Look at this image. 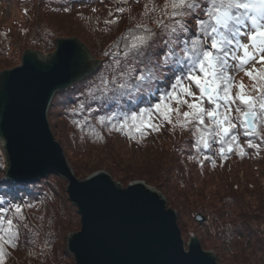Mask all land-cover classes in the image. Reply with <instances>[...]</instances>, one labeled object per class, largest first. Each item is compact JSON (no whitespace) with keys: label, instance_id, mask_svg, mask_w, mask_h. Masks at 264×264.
Instances as JSON below:
<instances>
[{"label":"trees","instance_id":"obj_1","mask_svg":"<svg viewBox=\"0 0 264 264\" xmlns=\"http://www.w3.org/2000/svg\"><path fill=\"white\" fill-rule=\"evenodd\" d=\"M110 1L38 0V6L40 8L45 7L46 12L52 14L54 17L69 18V21L73 22L72 20L80 15L85 18L95 15L111 16L109 13L111 8ZM129 1L131 3L132 0ZM152 2L158 8L165 4V0H152ZM146 3L149 7L152 6L150 0H134L131 5L133 15L129 16L125 11H122L123 13H119V15L116 14L118 15L116 17V19L118 18L117 21H112V24L119 22L117 24L118 29L114 30L115 32L110 30L98 42L97 40L90 41V43L88 41L86 43L83 42L91 56L99 62L98 67L83 80L54 96L47 112V120L52 134L61 144L64 154L67 156L68 150L77 153V150H80V142L83 140L102 143V141L97 140L94 133H91L89 125L95 127L96 131L104 137V140L109 139L112 144L109 143L110 145L102 147L105 153L103 157L93 155L96 151L91 149L88 156H93L87 160L89 164L84 161L74 163L68 158L70 168L75 177L82 180L97 170H103L108 175L110 174L113 180L123 188L131 182H144L146 185L162 193L167 200V206L177 211L176 222L181 228H183L181 223L184 213H182L180 203L182 200H188L187 196L194 197L197 201L196 208H201L198 211L207 212L209 216L208 220L219 227H224L222 230L217 231L218 227L213 225L216 231L212 235L206 224L199 225L198 228L200 227L201 230H196V232L200 235L198 236L201 246L205 247V242L207 241L205 237H208L215 245L214 238L217 243L214 249L223 250L226 246L242 247V252L249 259L253 258L255 252L261 250V247L259 246L258 250H254L251 254L248 253V250L251 249V245H254L253 240L259 234L247 222L249 218H252L251 213L243 212L244 205L248 203L244 200L240 201L237 198L239 193L232 189V179L229 180L224 175V165L228 160H235L236 164L237 162L246 163L251 160L255 163V161H258L260 154L264 156V126L258 125L261 135L249 137L243 136L242 130L239 128L233 131V134L238 136L240 147L244 150L245 154L243 156L238 154V149L235 146H233V152L227 153V145H225L227 156L226 159H221L217 154V150L221 145L215 143L212 150L200 149L199 153H197V150L193 147L195 138L191 134L192 129L189 128L183 131L179 127L174 129L171 124L164 122L153 108V105L159 102V96L170 90V80L174 81L175 76L183 74V66L181 64L169 65L171 71H167V76L170 77V80H155L151 84L146 83L145 88L147 90L136 93L134 98L130 99L128 96L120 97L118 104L115 101H90L89 105L94 110L91 113L85 111L73 114L69 111L79 101L84 99L83 93L86 92L89 83L95 80L98 74L104 70L105 64L109 62L110 58L105 57L103 52L109 50V46L114 45V42L118 41L121 35L126 34L128 29L132 28L135 23L144 20ZM200 3L201 8L207 6V0H200ZM116 9L117 4L114 7V11ZM150 15L163 18L160 11L150 13ZM95 19L96 17L92 18L88 23L93 31L97 32L99 29L97 28L98 25ZM197 19H207V17L197 10L196 13L192 14L191 18H187L186 23L189 27V32L186 34L181 33L179 35L180 41L190 39L196 34ZM144 22L154 32L160 34L154 53L158 58L159 54L166 51V49L162 48V45L168 37L151 20H144ZM165 22L168 23V20H165ZM105 26L108 27V25ZM86 30H90L88 25H86ZM54 41L55 39L51 41V47H47L48 44H42L36 51L42 55L51 54L55 49ZM28 43H30V40H28ZM122 46L121 44V48ZM180 47H182V44L177 46V52H179ZM111 50L116 51L117 49L113 46ZM237 71L240 70H234L233 73L236 74ZM257 85L259 84L257 83ZM248 91H252V87ZM173 107H175L174 104ZM140 109H150L152 111V122L162 126L159 131L153 132L147 130L143 139L137 134V139L140 140L139 144L129 140L125 135L119 133L110 134L95 119V117L106 116L113 112L131 114V112L139 111ZM183 110H187L186 106L182 108ZM86 116L89 119L80 128L72 124L73 119L83 120ZM163 134L169 136L167 141L161 145H157L156 143H153L156 146L151 145L152 140L153 142L156 141ZM249 140L257 146L248 147L247 142ZM205 156H209L211 159L204 160ZM95 157H99L98 160L100 161H96ZM80 160L79 158L77 159V161ZM213 161H215L214 164ZM4 169V158L0 152V202H3L5 207L11 204L27 205L29 203L35 206L23 208L26 223L31 232L23 230L18 247L16 249H6L7 256L4 264H73V257L66 251V236L77 231L80 228V222L76 208L67 200V195L64 191L65 182L54 175L27 183L12 182L5 177ZM209 174L215 175L219 179V182L214 183L210 179L203 181V178ZM207 198L210 200L209 208L206 206L202 207V203ZM234 207L239 210L238 213L242 216L230 228L231 221H228L231 216L229 212L235 210ZM216 211H219V213L216 214ZM7 215H11V212H8ZM257 215L259 218L263 217L262 219L264 220L263 209H259ZM259 230L262 234L263 230ZM262 236L264 238L263 234ZM259 242L262 243L264 241L259 240ZM256 263L263 264L264 262L258 259Z\"/></svg>","mask_w":264,"mask_h":264},{"label":"snow or ice","instance_id":"obj_2","mask_svg":"<svg viewBox=\"0 0 264 264\" xmlns=\"http://www.w3.org/2000/svg\"><path fill=\"white\" fill-rule=\"evenodd\" d=\"M150 3L151 7L145 5L144 20H151L167 35L162 45L166 51L158 58L154 55L160 34L144 20L138 21L103 52L110 58L109 62L89 83L83 93L84 99L69 111L73 114L91 113L94 110L89 105L90 101H115L118 104L120 97L134 98L136 93L147 90L146 83L170 80L167 76V71H171L169 65L181 64L183 74L175 76L174 81L170 80V90L161 94L159 102L153 105L155 112L174 129L179 127L183 131L191 128L197 153L200 149L212 150L215 143L221 145L217 150L221 159H226L227 153L233 152V146L243 156L244 150L233 131L239 128L243 136L249 137L261 135L258 125L264 126V69L245 70L250 61L264 64V0H207L205 8H201L200 0H165L160 8L152 0ZM197 10L207 19H197L196 34L180 41L179 35L189 32L186 19ZM157 11L163 18L150 15ZM242 37H246L248 42H242ZM181 44L177 52L176 48ZM113 46L116 51L111 50ZM257 54L259 61H256ZM234 70H244V75L254 81L251 93L246 91L243 83L233 84L230 73ZM185 106L187 110L182 111ZM88 119L87 116L83 120L73 119L72 124L80 128ZM95 119L110 134L125 135L137 144L140 143L137 134L143 139L147 130L159 131L162 126L152 122L150 109H140L131 114L113 112ZM89 127L97 140H104L95 127ZM247 143L250 148L257 146L251 140ZM210 159L209 156L204 157V160ZM24 207L35 206L29 203L5 207L0 202V264H4L7 248L18 247L23 230L31 232ZM8 212L11 215H7Z\"/></svg>","mask_w":264,"mask_h":264},{"label":"water","instance_id":"obj_3","mask_svg":"<svg viewBox=\"0 0 264 264\" xmlns=\"http://www.w3.org/2000/svg\"><path fill=\"white\" fill-rule=\"evenodd\" d=\"M49 55L26 50L20 64L0 72V152L5 177L27 183L54 175L66 182L80 228L66 238L74 264H216L198 239L185 244L176 212L154 188H125L106 172L77 179L51 133L47 112L54 96L91 74L99 62L74 38H59ZM144 193H148L145 195ZM197 223L204 217L197 215Z\"/></svg>","mask_w":264,"mask_h":264},{"label":"rangeland","instance_id":"obj_4","mask_svg":"<svg viewBox=\"0 0 264 264\" xmlns=\"http://www.w3.org/2000/svg\"><path fill=\"white\" fill-rule=\"evenodd\" d=\"M133 2L134 0H132L131 3L129 0H111L110 1L111 8L109 12L111 16L95 15L92 17L89 16L88 18H85L84 16L80 15L77 16L76 19H73L72 20L73 22H71L69 21V18H63V17L59 18L56 16L54 17L52 14L47 13L45 7L40 8L38 6L39 5L38 0H0V72L18 66L20 64L21 55L23 54V52H25V50L36 51V49H38V47H40L42 44H48L47 47H51V41L54 39L56 40L57 38L58 39L74 38L77 39L82 44L83 42L86 43V41L90 43V41L97 40L98 42L110 30L112 32H115L114 30L118 29L117 24H119V22L117 24L116 23L112 24V21L113 20L117 21L118 18L116 19V17H118L119 13H123L122 11H120V9H123V11L129 14V16L133 15V11L131 9V5L133 4ZM116 4H117V9L116 11H114V7ZM94 17H96L95 21L97 22L98 25L97 28L99 29L97 32L93 31V29L88 23ZM111 24L114 25L112 28H111L112 26ZM86 25L89 26L90 30H86ZM105 25H108V27L110 26L109 30L108 27ZM245 31H247V29H245ZM28 40H30V43H28ZM242 42L245 43L248 42L246 41V37H242ZM256 61H259L258 54L256 57ZM253 69L255 70L264 69V64L250 61L249 64L245 66V70H253ZM233 72L234 71L230 73L233 76V84L243 83L245 85V89L248 91V89L252 87L254 81L250 80L249 77L244 75V70L237 71L236 74H234ZM235 91L236 89L234 87L233 93H235ZM167 139H169V136L167 134H163L162 137L158 138L156 141L153 142L152 140L151 145H155L153 143H156L157 145H161L163 142L167 141ZM54 140L60 145L63 151L64 158L68 162V164L70 163L68 158L71 159L74 163L84 161L89 164V162H87L89 158H92L93 155H99V157H103L105 153L102 147H106L107 145L112 144L110 143L109 139L103 140L102 143H98V141L91 142V141L83 140L82 142H80V146H79L80 150H77V153H73L71 152V150H68L66 156V154H64V149L61 146V144L56 140L55 137ZM104 142L106 143L104 144ZM91 149H94L96 152L95 154L88 156V153ZM142 153H146V152H142ZM99 157H95L96 161H100L98 160ZM78 158L81 160L77 161ZM233 161L228 160L225 163L224 175L227 176L229 180L232 179L233 181L232 189L235 192L239 193L237 195L238 196L237 198H239L240 201L244 200L246 203H248L244 205L243 212L251 213L252 218H249L247 222L251 227L253 226L252 229L259 234L258 236H256L255 240H253L254 245L253 246L251 245V249L248 250V253L251 254L254 250L255 251L258 250L259 246L261 247V250L256 251L255 252L256 256L254 255L253 258L249 259V257H247V255L244 254V252H242V247L226 246L223 250L214 249V247L217 245L214 238L213 241L215 245L208 237H205V239L208 242L207 241L205 242V247H202L201 244L200 246L203 251L205 252L209 251L214 254L216 264H261V263H256V261L260 259L262 260V262H264V242L262 243L259 242V240L264 241V238L262 236V234L264 235V220L262 219L263 217L260 218L258 217L257 212L259 209L264 210V156H261L260 154L258 161L257 162L255 161V163L252 162V160L246 163L237 162V164L235 160ZM99 171H103V170H97L96 172ZM209 179L213 180L214 183L217 181L219 182V179L212 174L206 175L203 178V181H208ZM62 181L65 182L64 180ZM64 191L66 192V182L64 184ZM156 191L159 192L158 190ZM160 194L162 195V193ZM162 197L165 199L167 203L166 198L163 195ZM187 198L188 200L185 201L182 200L180 203L182 213H184L182 215V223H181L183 228L177 225L176 222V225L180 231L181 238L185 244L188 242L190 235H194L199 241L200 235L197 234L196 232V230H201L200 227L198 228L199 225L206 224L210 229V231L212 232V235H214L213 232L216 231V229L213 228V225L218 227L217 231L218 230L220 231L224 228V227H219L217 224H214L212 223V221L208 220L209 216L207 212L198 211L201 208H196L197 201L194 199V197L187 196ZM209 203L210 200L207 198L206 201L202 203V207L206 206L207 208H209ZM166 209H170L176 212V216H177V211L168 207L167 204H166ZM238 212L239 210L237 208L229 212L231 216L230 220L228 221V222L231 221L230 228H232V226H234L235 224L234 222L239 221L238 219L242 216V215L240 216ZM218 213L219 211H216V214ZM197 215H201L202 217H204V222L197 223L194 220ZM259 229L263 230L262 234ZM220 250L222 254H220L221 253L219 252ZM216 256L219 257V259H217Z\"/></svg>","mask_w":264,"mask_h":264},{"label":"bare ground","instance_id":"obj_5","mask_svg":"<svg viewBox=\"0 0 264 264\" xmlns=\"http://www.w3.org/2000/svg\"><path fill=\"white\" fill-rule=\"evenodd\" d=\"M252 91H250V93H251Z\"/></svg>","mask_w":264,"mask_h":264}]
</instances>
